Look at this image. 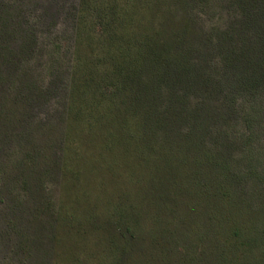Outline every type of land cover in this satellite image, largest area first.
<instances>
[{
    "label": "rangeland",
    "instance_id": "374dc122",
    "mask_svg": "<svg viewBox=\"0 0 264 264\" xmlns=\"http://www.w3.org/2000/svg\"><path fill=\"white\" fill-rule=\"evenodd\" d=\"M164 5L138 19L171 27ZM260 7L241 23L198 1L168 43L191 71L158 85L145 68L103 109L72 110L81 0H0V264H264ZM89 50L104 89L106 50Z\"/></svg>",
    "mask_w": 264,
    "mask_h": 264
},
{
    "label": "trees",
    "instance_id": "16d2710c",
    "mask_svg": "<svg viewBox=\"0 0 264 264\" xmlns=\"http://www.w3.org/2000/svg\"><path fill=\"white\" fill-rule=\"evenodd\" d=\"M167 0H81V8L76 13V51L74 73L72 77V105L71 109L77 106L79 96L86 97L84 105L87 107L95 106L96 108H104L103 100L111 103L115 92H121L126 88L127 82H138L140 80V71L147 68L153 71V75L160 85L164 80H173L177 75L191 71V67L183 62L178 51L168 47L171 42L174 44L183 43L189 30L191 18V6L201 0H169L172 4L181 11V19L174 21L175 18L169 19L171 27L166 26L163 22L159 27L154 28L149 24L138 19L139 13L145 14L148 12V19L157 18L163 10V4ZM261 1V2H260ZM229 4L240 10V13L245 17L242 22L254 19V14L251 9L256 5H261L260 11L264 17V0H228ZM165 13V12H164ZM173 16V15H172ZM134 18V21L131 20ZM151 20V21H152ZM91 24L89 32L86 31V24ZM150 23V21H149ZM264 23V22H263ZM133 25L128 31L127 27ZM264 26V24H263ZM90 30H93L91 33ZM98 35V36H97ZM264 37V35H263ZM96 38V39H95ZM90 49L99 46L106 51L105 59L109 60L110 71L103 78L108 84L102 89L100 81L94 71H98L97 63L94 59L86 55L84 58L80 54V46ZM104 51V50H103ZM237 55H242L243 52H237ZM93 55V54H92ZM235 56L238 58V56ZM236 58V59H237ZM175 71V73H174ZM182 71V72H181ZM180 72V73H179ZM144 84L143 82H140ZM111 86V87H108ZM149 83L144 84V90L148 91ZM115 91V92H113ZM110 97H108V95ZM142 97V96H141ZM136 97V108L139 106L145 109V115L148 117V102L142 106L144 99ZM101 100V101H100ZM147 101V100H146ZM114 107L115 116L121 115L118 111V106ZM104 112V110H103ZM80 113V108L74 112L77 116ZM123 118V117H122ZM126 122H121V129Z\"/></svg>",
    "mask_w": 264,
    "mask_h": 264
}]
</instances>
